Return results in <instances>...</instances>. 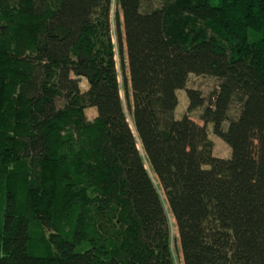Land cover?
<instances>
[{"label":"trees","instance_id":"16d2710c","mask_svg":"<svg viewBox=\"0 0 264 264\" xmlns=\"http://www.w3.org/2000/svg\"><path fill=\"white\" fill-rule=\"evenodd\" d=\"M142 3L0 0V264H264V0Z\"/></svg>","mask_w":264,"mask_h":264},{"label":"rangeland","instance_id":"374dc122","mask_svg":"<svg viewBox=\"0 0 264 264\" xmlns=\"http://www.w3.org/2000/svg\"><path fill=\"white\" fill-rule=\"evenodd\" d=\"M161 5V0H143L142 3V10L146 9H157ZM120 12L118 6L116 5V0H113V4L111 6V20L114 18L115 14ZM112 22V35H113V43L116 44L115 34H114V23ZM126 58V56H125ZM115 60L118 64V58L115 57ZM219 82L217 79L212 77H206V76H195L190 75L185 87V90L177 91V99H178V105L175 109L174 116L177 120L181 119L187 111L188 107V99L186 95L187 90H196L199 91L203 98H205L208 102L209 96L218 88ZM81 91H86L88 85L87 82L82 79L81 81ZM202 112V109L197 110L194 113L189 114V117L195 121L198 124H202L199 117ZM87 119L92 120L95 117V110L94 109H88L85 112ZM236 109L233 108L230 112V117L233 119L236 116ZM208 136L209 139L213 143V155L217 158L221 159H228L230 156V149L227 145H225L220 139L215 137L212 133V128L210 126H207ZM170 223L173 224L172 219L170 218ZM171 236L173 238L172 242V249L174 253V258L176 264H182V258L179 251V244L177 240V233L174 226L171 227Z\"/></svg>","mask_w":264,"mask_h":264}]
</instances>
